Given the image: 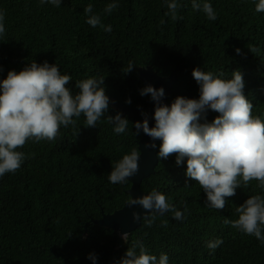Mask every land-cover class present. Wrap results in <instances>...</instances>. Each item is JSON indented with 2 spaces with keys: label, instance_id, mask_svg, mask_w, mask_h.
<instances>
[{
  "label": "trees",
  "instance_id": "trees-1",
  "mask_svg": "<svg viewBox=\"0 0 264 264\" xmlns=\"http://www.w3.org/2000/svg\"><path fill=\"white\" fill-rule=\"evenodd\" d=\"M112 2L119 7L104 13ZM177 2L182 17L177 21L164 16L166 0H62L60 7L21 0L15 6H0L6 28L0 38V80L10 70H23L14 58L23 67L47 61L72 77L68 87L74 94L79 91L77 81L105 78L103 86L111 101L95 128H85L82 115L75 129L61 127L54 141H29L18 149L35 156H29L15 174L0 177V264H93L89 254H95V264H116L134 241L142 242L157 258L167 254L169 264H264V245L223 223V218H238L235 208L249 196L264 195L257 182L237 188L223 210L211 209L197 182L186 177V162L177 166L175 154L157 158L160 142L155 148L156 166L142 179L140 191L148 194L156 189L180 211L186 204V219L176 221L169 212L158 215L151 227L141 220L123 242L117 232L93 224L101 212L113 214L129 199L130 183L112 184L108 174L137 148L141 133L135 136L133 124L122 114L129 128L115 134L107 115L119 112L115 105L146 111L151 98L139 95L144 88L140 69L151 67L165 78L176 66L186 68L176 73L169 104L177 96L198 99L194 68L225 80L239 70L244 94L257 99L253 115L264 119V12L255 11L258 0H207L217 14L215 21L193 11L191 0ZM88 4L111 32L86 23ZM249 46L259 48V53H251ZM129 61L135 68L125 74ZM128 99L130 104L125 103ZM164 221L167 227L162 226ZM217 238L223 243L212 251L207 244Z\"/></svg>",
  "mask_w": 264,
  "mask_h": 264
},
{
  "label": "clouds",
  "instance_id": "clouds-1",
  "mask_svg": "<svg viewBox=\"0 0 264 264\" xmlns=\"http://www.w3.org/2000/svg\"><path fill=\"white\" fill-rule=\"evenodd\" d=\"M20 1L0 0V6H15ZM44 3L60 7L62 0H40L41 5ZM118 7V3H108L103 12L111 14ZM166 7L168 11L164 16L173 21L182 19L178 16L181 4L177 0H166ZM191 8L202 11L210 21L217 19L212 4L207 0H191ZM255 11L264 12V0L255 3ZM84 13L88 17L86 23L91 27L99 26L105 32L112 31L111 26L102 24L100 15L93 14L92 4L84 8ZM4 21L5 13L0 11V38L6 34ZM164 23L161 19L159 25ZM248 49L251 53L260 51L254 46ZM235 51L240 54V49ZM134 68L129 61L124 73ZM191 75L199 86L198 99L177 96L170 105H164L161 103L163 88L149 85L140 89L139 95L150 96L155 105L152 116L154 126H149L147 114L141 111L144 119L132 125L136 130L132 133L138 136L142 131L151 140H159L158 159H167L175 154L177 166L186 162L185 175L203 190L205 205L223 210L226 198L234 196L237 188H248L252 181H256L257 187L264 192V119L253 115V105L244 95L245 83L239 70L232 72V78L227 80L200 68H194ZM71 80L70 75L61 74L58 66L47 61L42 64L32 61L19 72L8 71L6 78L0 80V177L15 174L29 156L34 158L35 153L26 156L18 150L27 142H52L61 127L75 129L82 115L84 127L95 128L108 113L111 101L103 86L105 78L77 81L75 88L79 91L75 94L68 87ZM125 103L130 104L131 100ZM202 119L206 122L201 123ZM107 122L113 125L117 135L126 133L129 128V121L120 112L114 116L107 115ZM144 147L155 149L156 144L148 143ZM140 156L138 148H132L129 154L112 166L108 181L112 184L128 182V178L139 171ZM126 205H138L147 212L146 215L132 213V221L142 220L146 227H151L158 215L169 212L176 221L186 219V204L184 211L177 210L156 189L142 197L130 196ZM235 210L238 218H223V223L255 237L264 245V195L249 196ZM167 223L164 221L162 226L167 227ZM129 234L118 235L123 242ZM222 243L223 240L217 238L210 241L207 247L214 251ZM87 258L95 264V254H89ZM116 264H169V257L161 253L157 258L142 242L134 241Z\"/></svg>",
  "mask_w": 264,
  "mask_h": 264
},
{
  "label": "water",
  "instance_id": "water-1",
  "mask_svg": "<svg viewBox=\"0 0 264 264\" xmlns=\"http://www.w3.org/2000/svg\"><path fill=\"white\" fill-rule=\"evenodd\" d=\"M186 71V68L183 66H176L175 69L170 73L168 77L161 78L153 72L151 67H144L138 71L139 80L144 87L152 86L156 89H164V97L162 98L161 103L164 105H170L167 102L168 97L170 96V90L176 80V73L179 70ZM116 109L121 112L123 115H126L128 120L134 124L135 122H141L144 117L141 115L140 110H132L124 106L115 105ZM154 103L151 101L148 108L144 113L147 114L149 126H154V120L152 116L154 114ZM140 140L138 142L137 148L141 152V156L138 160L139 171L132 177L128 178L130 183V188L126 191L128 197L138 198L143 195H147L140 191V183L142 179L148 177L156 166V152L155 149L145 148L144 145L148 143H155L156 146L160 142L159 140H151L150 137L145 135L142 131ZM141 213L146 215L147 212L143 210L140 206H131L129 207L126 203L123 207L115 211L110 215H103L99 220H94L93 224L104 229L117 232L119 235L129 234L133 232L136 228L139 227L141 221L133 222L132 213ZM86 229V228H85Z\"/></svg>",
  "mask_w": 264,
  "mask_h": 264
},
{
  "label": "bare ground",
  "instance_id": "bare-ground-1",
  "mask_svg": "<svg viewBox=\"0 0 264 264\" xmlns=\"http://www.w3.org/2000/svg\"><path fill=\"white\" fill-rule=\"evenodd\" d=\"M155 21V19H153L152 20V22H154ZM227 70H229V69H227ZM138 77H139V75H138ZM264 86V85H263ZM245 95V94H244ZM246 96V98L252 103V105L254 106V100H257L256 98H254V97H252V98H250V97H248L247 95H245ZM198 98H199V95H198ZM148 108V107H147ZM101 161L102 162H104L107 166L108 165H111V163L108 161V160H106V159H101ZM127 195V194H126ZM140 224H141V222H140ZM139 228V227H138ZM204 262V261H203Z\"/></svg>",
  "mask_w": 264,
  "mask_h": 264
},
{
  "label": "rangeland",
  "instance_id": "rangeland-1",
  "mask_svg": "<svg viewBox=\"0 0 264 264\" xmlns=\"http://www.w3.org/2000/svg\"><path fill=\"white\" fill-rule=\"evenodd\" d=\"M14 60H15V62H16V64L18 65V66H20L21 68H24L23 66H22V64H21V61H20V59L19 58H14ZM121 113V112H120ZM122 114V113H121ZM166 214V213H165ZM86 225H88V224H86ZM85 225V226H86ZM195 255L196 256H199L200 255V253L199 252H195Z\"/></svg>",
  "mask_w": 264,
  "mask_h": 264
}]
</instances>
